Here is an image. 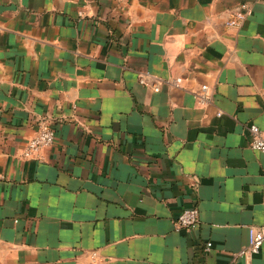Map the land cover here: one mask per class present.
I'll use <instances>...</instances> for the list:
<instances>
[{"label":"crops","instance_id":"crops-1","mask_svg":"<svg viewBox=\"0 0 264 264\" xmlns=\"http://www.w3.org/2000/svg\"><path fill=\"white\" fill-rule=\"evenodd\" d=\"M43 117L56 140L25 158ZM251 123L264 0H0V264H264L238 254L264 223Z\"/></svg>","mask_w":264,"mask_h":264},{"label":"built area","instance_id":"built-area-1","mask_svg":"<svg viewBox=\"0 0 264 264\" xmlns=\"http://www.w3.org/2000/svg\"><path fill=\"white\" fill-rule=\"evenodd\" d=\"M252 12V6L248 2L242 1L236 7L230 9L226 23L231 26H239ZM150 75H152L150 71L144 70L140 73L139 79L143 83H148L147 78ZM160 82L161 81L154 84V88L156 90L160 89ZM171 82L179 84L181 82V78L176 77L172 79ZM208 91L209 85L207 83H203L201 91L197 93V95L202 98H208ZM218 114H221V111H218ZM248 128L251 137V146L254 149L264 152V129L256 123L249 124ZM55 140L56 132L51 126L49 118L43 117L39 121V128L37 132L27 141L22 151V156L25 158H43L42 151L48 146H51ZM199 222L200 210L198 206H192L184 208L178 214V216L174 219V226L177 230H181L195 227ZM263 242L264 223L250 225L248 243L239 250L238 254L251 259L255 254L260 252ZM210 246L211 242H208L207 248H210ZM93 255H96V252H94Z\"/></svg>","mask_w":264,"mask_h":264}]
</instances>
